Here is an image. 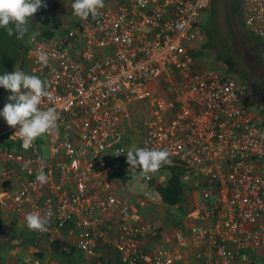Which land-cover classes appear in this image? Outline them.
Here are the masks:
<instances>
[{
	"label": "built area",
	"instance_id": "2783aa9c",
	"mask_svg": "<svg viewBox=\"0 0 264 264\" xmlns=\"http://www.w3.org/2000/svg\"><path fill=\"white\" fill-rule=\"evenodd\" d=\"M208 2L104 0L95 18L30 38L20 71L46 82L50 95L39 107L60 118L54 133L27 149L12 136L19 126H0L10 144L0 147V215L9 223L30 212L49 216L47 231L31 230L34 247L68 241L82 256L77 264H256L263 257L264 105L245 80L205 66ZM240 8L243 25L264 44V0H240ZM132 146L167 149L183 169L193 220L186 231H166L149 216L147 207L164 206L158 186L168 177L162 168L132 170ZM128 184L140 189L121 198L116 191Z\"/></svg>",
	"mask_w": 264,
	"mask_h": 264
},
{
	"label": "rangeland",
	"instance_id": "374dc122",
	"mask_svg": "<svg viewBox=\"0 0 264 264\" xmlns=\"http://www.w3.org/2000/svg\"><path fill=\"white\" fill-rule=\"evenodd\" d=\"M73 2L74 0H42V3L46 4L47 7L38 9L33 17L29 19L27 40L29 41L36 32L41 33L43 30L51 29L54 23L56 25L60 24L61 27H65L67 24H77L82 18L73 14L71 8ZM239 11L241 14L240 0H210L209 9L203 17L204 22H207L209 32V34L203 33L202 35L206 50L204 63L205 66L220 70L222 74L233 75L238 79L245 80L254 87L255 96L264 105V46L256 41L242 24ZM15 40H18L15 34L9 36L4 28H0V47L4 48V53L10 52V47ZM4 64L5 60L0 59V73H2L1 69ZM25 65L26 60L24 61V67ZM24 67L18 68V70ZM8 93L5 90L0 110L8 102ZM134 116V121L137 123L143 115H138L136 112ZM131 137H133V140H139L140 134L132 133ZM127 186L129 187L127 189L125 187L118 188V195L125 199L135 197L136 194L131 195L129 189L138 191L140 186L133 184ZM152 208V206H149L146 209L152 211ZM157 222L164 226L169 225L168 218L158 217ZM13 226V230H3L0 234V261L2 264H7L10 259H14L13 263L15 264H28L32 259L39 258L36 256L38 251L47 253L41 258L42 261L55 260L53 254L48 252L50 250L45 251L49 247L47 244H42L39 247H34L32 244L27 245V247L15 246L16 239L20 241L19 236H26V234L22 233L24 221L21 219L15 220ZM77 258L76 252L72 256L73 264L79 262Z\"/></svg>",
	"mask_w": 264,
	"mask_h": 264
},
{
	"label": "clouds",
	"instance_id": "9594fccd",
	"mask_svg": "<svg viewBox=\"0 0 264 264\" xmlns=\"http://www.w3.org/2000/svg\"><path fill=\"white\" fill-rule=\"evenodd\" d=\"M47 5L42 0H0V28H4L8 35H16L22 39L29 31V19L40 8ZM104 7V0H74L71 5L73 14L82 19L89 15L93 18L99 15V9ZM37 60L46 65L48 55L43 50L36 53ZM0 87H3L11 95L7 97L8 102L0 110V117L9 127L18 129L12 136L22 141L21 146L25 149L32 146L33 141L46 134L54 133L57 130L59 113L54 108L41 110L39 105L42 99L48 97L47 84L36 75L25 74L15 68L12 73L5 72L0 75ZM117 152L116 155H119ZM170 153L167 149L138 148L132 146L126 153V163L132 170L137 168L142 174L158 171L163 165H171ZM30 162H26L25 166ZM48 177L39 168L36 181L41 185L47 183ZM49 216L42 217L39 212L27 213L24 221L29 230L44 232Z\"/></svg>",
	"mask_w": 264,
	"mask_h": 264
},
{
	"label": "trees",
	"instance_id": "16d2710c",
	"mask_svg": "<svg viewBox=\"0 0 264 264\" xmlns=\"http://www.w3.org/2000/svg\"><path fill=\"white\" fill-rule=\"evenodd\" d=\"M240 18H241V16H240ZM204 20L201 21L202 31H203V33L209 34L208 29L204 28V26H205ZM242 24H243V22H242ZM55 25L56 24L54 23L53 26H55ZM51 32H52L51 29H47V30H43L41 33L36 32L35 34H36V36H41V35H45V34L50 35ZM28 33L29 32H27V34L24 36L23 39H19V40L14 41V44L10 47L9 53H7V54H6V52L4 53V48L0 47V56H1L0 59L3 58L5 60L4 67L1 69L2 73H0V75L4 74L5 72L12 73L15 70V68L18 69V68L24 67V61L27 58L28 50L30 48V42L27 40ZM4 93H5V89L3 87H0V105H1V101L3 99ZM3 125L6 126L7 124L4 121L3 117H0V126H3ZM0 146L7 149V148H9L10 144L8 143L7 139L0 138ZM0 163H1V161H0ZM161 168L169 170V176H168L166 182L164 183V185L158 186V190H159L160 195L162 197V201L166 205H169V206L184 201V199L186 198V194H185L186 188H185L184 183H183L182 178H181L182 174H183V169L177 165H174V164H171L170 166L169 165H163ZM111 177L113 179H115V178H117V175L115 173H113ZM159 218H160V216H159ZM165 219H167V217H165ZM170 220L171 219H169V222H170ZM13 222L14 221L9 223V222H6L5 220H2L1 215H0V234L3 230H5V231L6 230H13V228H14ZM22 232L24 234H26V236L24 238L19 237L20 238L19 245L23 246V247H27V243L31 244L30 243L31 240L35 239L36 237L31 232V230H29L27 228L26 224H25L24 229H22ZM48 250H50V251H48ZM45 251L52 253L53 257L55 259L60 258L61 260L66 262V263L62 262L61 264H70V262L72 264V259H71V261L69 260L70 257L72 258V256L74 254H76V252H77V255L78 254L80 255V253L77 251L75 246L72 245L70 242L65 241V240H59V241L52 243L48 248L45 249ZM263 253H264V251H263ZM45 254H47V253H44L43 251H38L36 253V256L41 259L43 256H45ZM66 260H68V261H66ZM13 261H14V259H10L7 261V264H15V263H13ZM0 264H2L1 261H0ZM108 264H111V263H108Z\"/></svg>",
	"mask_w": 264,
	"mask_h": 264
},
{
	"label": "crops",
	"instance_id": "0c3cea01",
	"mask_svg": "<svg viewBox=\"0 0 264 264\" xmlns=\"http://www.w3.org/2000/svg\"><path fill=\"white\" fill-rule=\"evenodd\" d=\"M209 6H210V0L208 2V8L207 10L209 9ZM209 13V12H208ZM239 14H240V11H239ZM205 16V15H204ZM203 20V19H202ZM204 28H207V22L205 23V26ZM263 45V44H262ZM264 46V45H263ZM163 169V168H162ZM166 171V175L167 177L169 176V170L168 169H163ZM161 173H165V171H163ZM164 185V184H163ZM161 185V186H163ZM125 189L129 188L128 186H124ZM119 188H123V187H119ZM186 188V198L184 199V201L180 202V203H177V204H174V205H166L165 203H163L164 206H160V207H157L155 209V211H151L149 213V216L152 217L153 220L155 221H158V217L160 216L161 218H164L167 217L168 219H171L170 222H169V225L168 226H164L163 224H161L163 227H165V230L167 231H170L172 230V232L174 234H177V233H180V232H184L186 231L187 227H189L188 225L191 224L193 222V220H191L190 218L188 219L186 217V214L190 211V208H191V202L188 200L190 197L187 196V193H188V189L187 187ZM117 192V191H116ZM129 193L131 195L133 194H136L137 191H134L133 189H129ZM190 193V192H189ZM118 194V193H117ZM124 198V197H123ZM186 202H189V205L188 203ZM159 209V210H158ZM24 227H25V223H24ZM23 233V232H22ZM19 237H22L24 238L25 235H20ZM21 238V239H22ZM37 242V238L31 240L30 243L32 244H36ZM27 245H29V243H27ZM37 245V244H36ZM23 247V246H21ZM263 257H260L258 259V262L256 264H264V253L263 251L261 252ZM69 258V257H68ZM71 257H70V261H71ZM16 260V259H15ZM25 260V259H24ZM77 260L79 261L78 263H81L82 261V256L78 254V258ZM68 261V260H66ZM44 262H48L49 264H61L62 262L63 263H66L65 261L61 260L60 258L59 259H55L54 261L52 260H44ZM83 263V262H82ZM71 264V262H70ZM73 264V263H72Z\"/></svg>",
	"mask_w": 264,
	"mask_h": 264
},
{
	"label": "bare ground",
	"instance_id": "6f19581e",
	"mask_svg": "<svg viewBox=\"0 0 264 264\" xmlns=\"http://www.w3.org/2000/svg\"><path fill=\"white\" fill-rule=\"evenodd\" d=\"M72 26H74L73 24H71Z\"/></svg>",
	"mask_w": 264,
	"mask_h": 264
}]
</instances>
